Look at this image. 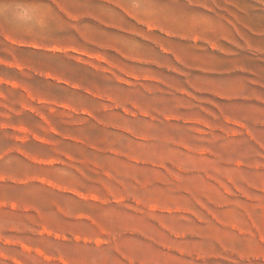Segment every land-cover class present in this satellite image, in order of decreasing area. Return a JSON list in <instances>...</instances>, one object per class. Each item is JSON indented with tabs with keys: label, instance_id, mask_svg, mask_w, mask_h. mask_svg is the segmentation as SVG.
Wrapping results in <instances>:
<instances>
[{
	"label": "rangeland",
	"instance_id": "obj_1",
	"mask_svg": "<svg viewBox=\"0 0 264 264\" xmlns=\"http://www.w3.org/2000/svg\"><path fill=\"white\" fill-rule=\"evenodd\" d=\"M0 264H264V0H0Z\"/></svg>",
	"mask_w": 264,
	"mask_h": 264
}]
</instances>
